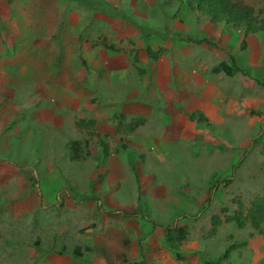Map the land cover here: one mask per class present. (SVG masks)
<instances>
[{"label": "rangeland", "instance_id": "1", "mask_svg": "<svg viewBox=\"0 0 264 264\" xmlns=\"http://www.w3.org/2000/svg\"><path fill=\"white\" fill-rule=\"evenodd\" d=\"M106 1L130 21L68 0H0V159L13 163L10 172L0 163V264H201L231 245L225 263L264 264V222L224 221L235 199L246 209L264 198V87L254 83L264 62L240 63L248 77L215 73L227 55H245L232 26L177 1ZM230 1L264 9V0ZM255 37L250 52L264 55V32ZM146 48L160 56L148 59ZM190 112L205 123L189 121ZM113 114L144 124L115 133ZM78 119L95 121L107 157ZM49 169L59 184L33 200L27 179L41 186ZM11 187H28L23 204L38 202L36 212L12 207ZM178 212L191 218L174 220ZM212 215L220 224L209 237ZM143 217L187 228L183 260Z\"/></svg>", "mask_w": 264, "mask_h": 264}, {"label": "trees", "instance_id": "2", "mask_svg": "<svg viewBox=\"0 0 264 264\" xmlns=\"http://www.w3.org/2000/svg\"><path fill=\"white\" fill-rule=\"evenodd\" d=\"M70 2L76 3L82 7L87 8L91 13L101 14L105 17L114 18L119 17L122 20L130 21L129 17L124 14L121 10L116 9L111 3L106 0H68ZM167 1H177L184 4L187 7L195 9L200 15H205L210 22V24H223L226 26H232L234 30L241 33L242 39L239 43L240 50H244L246 43L244 38L251 34L261 33L264 31V9L258 10L257 14L252 7L243 4L242 2H231L230 0H167ZM196 43L204 42L210 44L205 40L195 41ZM104 48L111 51H115L112 45L103 43ZM147 58L150 60H156L161 53V50L152 51L150 49H145ZM133 62H137V58L133 56ZM221 71L226 76H232L234 73L238 72L241 75L246 76L243 71L235 64V61L230 58V63H220L218 68L214 72ZM257 87H264V82L259 80H254ZM125 116L121 114H113L111 117V123L115 127V133L120 131V128H124V131L127 133H132L135 128L144 124L143 119H130L128 123L124 124L123 120ZM187 119L189 121H195L198 123H205L204 118L196 112H190L187 114ZM75 126L78 130L84 131L86 136L92 138L96 136L98 138V144L102 147L101 155L107 157L109 154L108 146L104 141H101L100 135H96L93 130L94 121L93 120H77L75 121ZM121 149L125 150L126 146L121 145ZM96 158V156H95ZM97 159V158H96ZM130 159V158H129ZM128 159V160H129ZM97 161V160H96ZM29 185L32 189H35L37 181L33 177H29ZM215 191L213 190V193ZM35 194L38 196V199H41L40 193L37 191ZM98 201L95 197L91 198L89 201ZM87 202V201H83ZM237 208L231 213L228 214L227 210L224 209L226 215H224V221L226 223H233L239 229L243 228L246 223H250L252 228L258 229L260 224L264 222V198H253L249 203L246 209H243V205L240 200L235 199L233 201ZM127 216V215H126ZM220 224V218L217 215H212L210 218V229L207 231L206 235L211 236L216 232V227ZM188 233L185 226H167L164 227V245L174 254L177 260H183V257L179 254L178 248L181 243L187 238ZM242 246L245 245V242L240 243ZM236 245L228 246L224 251L214 258H201V264H227L225 263L229 252L235 248ZM140 249L138 245V250ZM140 252V251H138ZM73 254L80 256V248L75 247ZM125 264H142V261L139 263L131 262Z\"/></svg>", "mask_w": 264, "mask_h": 264}, {"label": "crops", "instance_id": "3", "mask_svg": "<svg viewBox=\"0 0 264 264\" xmlns=\"http://www.w3.org/2000/svg\"><path fill=\"white\" fill-rule=\"evenodd\" d=\"M255 36L256 35H251V36H248L246 38L247 50H245V55H243L244 57H239L238 55L236 57V65L240 69L242 68V65L240 63L246 64L247 67H250V65H252L254 67V66L258 65V61L264 62V55H259L258 52L255 53V54L250 52V42H251V40L256 38ZM237 62H239V64ZM215 73H218V72H215ZM243 78L244 79H242L240 81V85L245 86V84H248V86H250L249 82H251V80L248 79V78H245V77H243ZM262 81H264V79ZM255 91L258 92L257 87H255ZM260 92L262 93L261 98H263L264 88ZM0 161H1L0 163H2V165H3L4 170H6L7 172H10V170H11L10 168H12V167H10V165H13V163L11 161H8V160H5V159H2V160L0 159ZM47 173H48L49 181L46 182L47 181L46 180L45 184H43V181H41V186L40 187H41V190L43 191L44 194H46V193L53 194L52 190L54 189L55 186H57L59 184V181H58L59 178L56 177L55 172L53 170H51V169H49V171ZM11 182H9V183H11ZM27 185L29 186L28 183H27ZM11 188L15 189L14 187H11ZM26 190H28V187L26 189L22 188V191H20V192L24 193ZM16 191L17 190L15 189V191H12V193L10 195H9V193H7L10 196V199H11L10 204L12 205V207H16V206L21 207L22 205H24V206H26L28 208V210L29 209H34L35 210V208L37 206H39V204H37V203L40 200L47 199V197L45 195H42L41 193H40L41 199H38V196L34 192V193H31V194H33V200L37 199L38 202L36 204H33V203L23 204V203L26 202V200L29 197L27 195H24V194L22 195L21 193H19V191H17V192ZM44 200H43V202H44ZM9 214H11V213H9ZM28 217H29L28 219H30V215ZM5 218H7V217L4 216V219ZM30 222H31V220H30Z\"/></svg>", "mask_w": 264, "mask_h": 264}, {"label": "clouds", "instance_id": "4", "mask_svg": "<svg viewBox=\"0 0 264 264\" xmlns=\"http://www.w3.org/2000/svg\"><path fill=\"white\" fill-rule=\"evenodd\" d=\"M184 5V4H183ZM251 7V6H250ZM233 32H235V34H233V35H235L236 36V40H237V38L240 36V41H241V39H242V36H241V33L240 32H238V31H236V30H234ZM264 32V31H263ZM263 32H261V33H263ZM256 34H259V33H255V34H251V35H256ZM251 35H249V36H251ZM248 37V36H247ZM246 37V38H247ZM246 38H244V41H245V43H246V47H245V49L244 50H246L247 49V42H246ZM240 49V48H239ZM243 50V51H244ZM228 56V59H229V63H230V58H232L230 55H227ZM233 59V58H232ZM234 60V59H233ZM235 61V64H236V60H234ZM223 63V62H222ZM216 68H218V66L217 67H215L214 69H212V71L214 72V70L216 69ZM241 70L243 71V68H241ZM218 73L219 72H221V71H217ZM223 73V72H222ZM236 73H238V72H236ZM243 73L244 74H246L244 71H243ZM224 74V73H223ZM240 74V73H239ZM233 76V75H232ZM242 76H244V75H242ZM246 76L248 77V75L246 74ZM229 77V76H228ZM261 81V80H260ZM264 82V81H263ZM255 83V82H254ZM255 85H256V83H255ZM257 86V85H256ZM78 120H82V119H78ZM83 120H88V119H83ZM90 120V119H89ZM92 120V119H91ZM94 121V120H93ZM94 124H95V121H94ZM210 127V126H209ZM93 130H94V127H93ZM84 132V131H83ZM95 132V131H94ZM85 133V132H84ZM86 134V133H85ZM93 137H96V136H92V138ZM107 144V143H106ZM99 145V144H98ZM100 146V145H99ZM107 146H108V144H107ZM100 151H102V147L100 146ZM108 151L110 152V149H109V146H108ZM109 155V154H108ZM129 158H127V161H126V164H129L130 163V161H131V159H129ZM131 167V166H130ZM35 174V173H34ZM32 177V176H31ZM36 181H37V184L35 185V189H32L31 187H30V185H29V187H30V189L31 190H33L34 192H37L36 190H39V191H42L41 190V187H40V182H39V177L38 176H36L35 175V177H33ZM27 181H28V184H29V180L27 179ZM139 190H140V188H139ZM38 191V192H39ZM40 193V192H39ZM97 199H98V201L97 202H100V199H99V197H96ZM255 198V197H254ZM91 199V198H90ZM90 199H88V200H90ZM57 200V202H58V199H56ZM253 200V198L250 200V202ZM92 201V200H91ZM55 201H53V202H51L50 204H52V205H55V204H57V203H54ZM249 202V203H250ZM45 204H47V202L45 203ZM43 205V204H42ZM44 207L46 206V205H43ZM101 206H102V204H101V202H100V205H99V207L98 208H100L99 209V212H106L105 210H101ZM36 210V209H35ZM34 210V212H36ZM33 212V213H34ZM29 213H31L30 211H29ZM107 213V212H106ZM127 216H129V215H127ZM144 218V217H143ZM190 219L191 217H185V216H183V213L182 212H178V213H176L175 215H174V220H176V219H181V220H186V219ZM144 220L147 222V224H148V227H150V229H155V228H161L162 230H163V241H164V227H167V225H155L154 223H152L151 221H149V219H148V217H145L144 218ZM170 226H184V225H174V224H172V225H170ZM187 229V228H186ZM188 231V230H187ZM186 240V239H185ZM184 240V241H185ZM183 243V242H182ZM181 243V244H182ZM138 245H139V247H140V249H141V245H140V243H139V241H138V244H137V250H138ZM140 249L138 250V251H140ZM140 255H141V252H138ZM144 255V254H143ZM143 261H144V259H143ZM142 261V262H143ZM140 262V261H139ZM139 262H137V263H139Z\"/></svg>", "mask_w": 264, "mask_h": 264}]
</instances>
